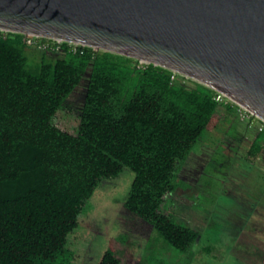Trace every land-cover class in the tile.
Returning <instances> with one entry per match:
<instances>
[{"label":"trees","instance_id":"16d2710c","mask_svg":"<svg viewBox=\"0 0 264 264\" xmlns=\"http://www.w3.org/2000/svg\"><path fill=\"white\" fill-rule=\"evenodd\" d=\"M21 33L0 30V264H69L68 235L99 183L134 172L126 209L185 251L198 233L166 212L177 165L228 115L217 91L152 63L67 42L28 64ZM61 53L45 60L46 53ZM50 55V54H49ZM86 78L76 133L54 123ZM239 110V109H238ZM264 129V128H263ZM262 129V130H263ZM263 146L247 151L255 160ZM111 249L97 264H120Z\"/></svg>","mask_w":264,"mask_h":264},{"label":"rangeland","instance_id":"374dc122","mask_svg":"<svg viewBox=\"0 0 264 264\" xmlns=\"http://www.w3.org/2000/svg\"><path fill=\"white\" fill-rule=\"evenodd\" d=\"M25 53L29 66L40 64L39 49L26 47ZM60 55L48 52L45 60ZM180 75L192 85L191 78ZM85 85L86 78L53 118L72 133ZM224 98L239 110L232 107L215 130L204 131L178 163L176 188L167 201L166 212L198 233L189 249L175 248L126 209L134 172L124 167L118 176L101 181L85 203L78 226L67 237L66 263L97 264L111 249L120 264H264V129L259 130L264 122ZM256 138L263 149L251 160L247 151Z\"/></svg>","mask_w":264,"mask_h":264},{"label":"water","instance_id":"95a60500","mask_svg":"<svg viewBox=\"0 0 264 264\" xmlns=\"http://www.w3.org/2000/svg\"><path fill=\"white\" fill-rule=\"evenodd\" d=\"M0 30L144 59L264 121V0H0Z\"/></svg>","mask_w":264,"mask_h":264},{"label":"built area","instance_id":"2783aa9c","mask_svg":"<svg viewBox=\"0 0 264 264\" xmlns=\"http://www.w3.org/2000/svg\"><path fill=\"white\" fill-rule=\"evenodd\" d=\"M24 35H25V42L28 45H35L37 48L44 49V50L58 51V50H60V44L63 42V41H60V40H57V39H53V38H45V37H40V36H35V35H30V34H24ZM67 43L71 46V49L73 51H75L80 46H82V47L84 46V45L71 43V42H67ZM138 63H139V65H142V64H147L148 62H142V61L138 60ZM172 72H173V74H172L171 77L174 78V76H175V74L177 72H175V71H172ZM177 74H179V73H177ZM224 97H225V95H223L222 93L217 91V94L215 96V98L217 100H220V99H222ZM253 115H255V114H253ZM262 129H263V126L261 124L259 130H262Z\"/></svg>","mask_w":264,"mask_h":264},{"label":"bare ground","instance_id":"6f19581e","mask_svg":"<svg viewBox=\"0 0 264 264\" xmlns=\"http://www.w3.org/2000/svg\"><path fill=\"white\" fill-rule=\"evenodd\" d=\"M77 44V43H76ZM140 61H142V62H147L146 60H144V59H140ZM242 107H244V108H246V109H248L247 107H245V106H243V105H241Z\"/></svg>","mask_w":264,"mask_h":264}]
</instances>
